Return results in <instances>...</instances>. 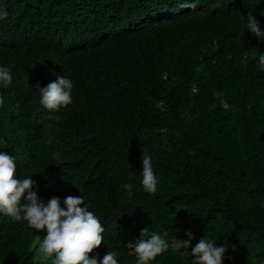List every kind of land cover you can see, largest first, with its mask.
Instances as JSON below:
<instances>
[{"label":"trees","instance_id":"16d2710c","mask_svg":"<svg viewBox=\"0 0 264 264\" xmlns=\"http://www.w3.org/2000/svg\"><path fill=\"white\" fill-rule=\"evenodd\" d=\"M4 1L0 28L34 23L40 39L49 23L76 19L68 5H81L37 0L23 17ZM105 1L124 2V17L155 19L149 32L116 42L132 53L112 57L111 66L96 58L100 49L75 47L54 59L48 48L11 45L0 31V66L13 74L0 87V151L16 157L14 175H32L45 202L83 196L105 229L89 257L111 250L119 264H136V241L156 231L169 249L149 264H191L187 252L204 235L227 243L231 259L222 264H264V42L241 39L230 0H195L179 19L160 18L173 0ZM250 1L261 3L264 29V0ZM62 75L73 80V99L53 112L39 103L38 88ZM145 154L155 193L140 183ZM45 235L0 216V264H51L37 259Z\"/></svg>","mask_w":264,"mask_h":264},{"label":"clouds","instance_id":"9594fccd","mask_svg":"<svg viewBox=\"0 0 264 264\" xmlns=\"http://www.w3.org/2000/svg\"><path fill=\"white\" fill-rule=\"evenodd\" d=\"M15 1L16 5L13 0L11 3L23 17L35 11L34 1L37 0ZM77 1L81 3L80 6L68 5L66 10L73 12L76 19L57 27L53 22L49 23L46 28L49 30V35L43 39H40L42 32L38 31L39 27L34 23L21 26L15 24L7 29L6 25H2L0 31H4L5 39L11 45L35 46L34 50L48 48L50 49L48 56L54 59L65 57L75 47H87L92 52L100 49L101 54L96 58L109 59L111 66L112 57L116 56L120 59L121 56L125 57L132 53L125 51L126 44L121 47L117 46L116 42L126 37H136L141 31L149 32L151 30L149 24L155 21L153 18L139 14L124 17V2ZM260 4L254 5L249 0H230L228 5H225L233 15H236V20L242 28L241 39L243 38L245 42L248 36H254L259 42H264V29L260 27L259 22L262 14L258 16ZM113 6L123 7L115 9ZM195 6V0H183L182 3L175 0L167 2L163 7L164 10L159 11L160 18L165 19L169 15L175 19L182 18L184 7ZM60 14L63 15L61 12ZM6 15V11L0 10V20ZM45 39L47 42L42 44ZM134 43V48L135 45L140 47L136 41ZM258 65L264 69V53L259 55ZM12 82V72L8 67L0 66V87L7 88ZM73 87V80L68 76H56L54 81L38 88L39 103L53 112L65 108L72 103ZM2 102L3 98L0 97V103ZM16 166L17 159L14 155L0 151V216L10 217L16 222H24L36 231L41 229L46 231L37 248L38 260H50L51 264H119L116 251L107 250L99 259L98 254L89 257L88 254L100 246L102 240L104 241L102 233L105 229L99 217L85 205L83 196L69 195L62 202L59 197H51L45 202L38 196V185L32 179V175L16 178L14 175ZM141 177L140 183L143 189L148 193H155L157 176L153 170L152 158L148 154L142 159ZM143 231L144 229L140 232ZM185 235L187 239L182 240L188 246L193 236L191 232ZM168 249L169 242L166 238L153 231L150 235H145V238L136 241L133 249L136 264H149ZM227 251V243L217 246L215 239L204 235L192 246L187 255L191 257V264H222L224 260L231 259L226 255Z\"/></svg>","mask_w":264,"mask_h":264},{"label":"rangeland","instance_id":"374dc122","mask_svg":"<svg viewBox=\"0 0 264 264\" xmlns=\"http://www.w3.org/2000/svg\"><path fill=\"white\" fill-rule=\"evenodd\" d=\"M176 245V244H175Z\"/></svg>","mask_w":264,"mask_h":264}]
</instances>
